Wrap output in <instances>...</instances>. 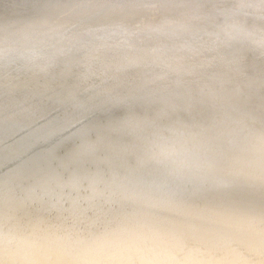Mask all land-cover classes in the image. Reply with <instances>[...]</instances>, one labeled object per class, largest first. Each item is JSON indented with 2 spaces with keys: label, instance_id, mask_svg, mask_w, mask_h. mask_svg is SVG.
<instances>
[{
  "label": "bare ground",
  "instance_id": "obj_1",
  "mask_svg": "<svg viewBox=\"0 0 264 264\" xmlns=\"http://www.w3.org/2000/svg\"><path fill=\"white\" fill-rule=\"evenodd\" d=\"M223 14L264 28V0H0V264H264V61L182 31ZM159 129L216 170L147 162Z\"/></svg>",
  "mask_w": 264,
  "mask_h": 264
},
{
  "label": "clouds",
  "instance_id": "obj_2",
  "mask_svg": "<svg viewBox=\"0 0 264 264\" xmlns=\"http://www.w3.org/2000/svg\"><path fill=\"white\" fill-rule=\"evenodd\" d=\"M220 24L205 20L196 25L184 26L182 31L191 35L215 37V42L224 47L239 46L241 62L252 56L255 60L264 61V28L253 26L249 28L246 20L238 19L231 14H223ZM211 29V30H210ZM149 38L173 37L178 35L174 26H148L144 29ZM56 51L54 46L44 40L39 41L33 48L27 49V59L32 70L38 73H48L53 65ZM166 129H159L148 138L146 145L147 162L169 172L176 178L186 179L198 176L203 168L202 161L207 163L208 171L216 169L211 161L215 154L200 148L177 149ZM249 190L264 191V184L245 185Z\"/></svg>",
  "mask_w": 264,
  "mask_h": 264
},
{
  "label": "water",
  "instance_id": "obj_3",
  "mask_svg": "<svg viewBox=\"0 0 264 264\" xmlns=\"http://www.w3.org/2000/svg\"><path fill=\"white\" fill-rule=\"evenodd\" d=\"M134 8H136V7H128V8H125V9H113V10H116V11H124V10H127L128 12H133L134 10H138V9H134ZM54 10V9H53ZM68 10V11H67ZM85 10H87L86 8H84V7H82L81 8V10H79V11H81V12H86V13H88L87 11H85ZM54 11H56V12H60V9H59V11L58 10H54ZM70 12L71 10H70V8L69 9H66L64 12ZM95 11V10H94ZM100 13H105V11L104 10H102V11H100ZM106 14H109V13H106ZM133 14H135V13H133Z\"/></svg>",
  "mask_w": 264,
  "mask_h": 264
}]
</instances>
